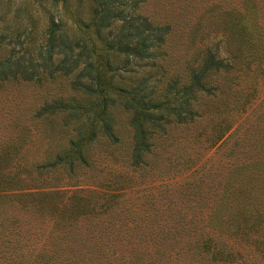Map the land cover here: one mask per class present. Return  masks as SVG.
Here are the masks:
<instances>
[{
  "label": "trees",
  "instance_id": "16d2710c",
  "mask_svg": "<svg viewBox=\"0 0 264 264\" xmlns=\"http://www.w3.org/2000/svg\"><path fill=\"white\" fill-rule=\"evenodd\" d=\"M147 3L0 0V88L39 94L0 118V264H264V0ZM117 116L140 179L83 188Z\"/></svg>",
  "mask_w": 264,
  "mask_h": 264
},
{
  "label": "rangeland",
  "instance_id": "374dc122",
  "mask_svg": "<svg viewBox=\"0 0 264 264\" xmlns=\"http://www.w3.org/2000/svg\"><path fill=\"white\" fill-rule=\"evenodd\" d=\"M18 0H15L17 2ZM156 5V0H148V3L145 5V8L148 11H151L153 7ZM33 17L35 18L34 26L30 29L31 43L32 45H36L41 41L42 29L44 26V18L38 15L37 12L34 13ZM184 40L182 41L180 38V30L179 26L173 31L168 38L166 39L165 44L162 47V50L165 51L164 65L169 68V70L176 69L180 61L183 58V49H184ZM54 91V89H52ZM39 97L37 94V89L32 88L29 85L20 84L14 87H2L0 88V118L4 119L8 117L10 114L17 115L18 109L32 102L33 100L37 101L36 98ZM15 112V113H14ZM206 125V120L201 119L198 121L193 128L196 132L200 131L199 129ZM116 130L118 135L121 137V145L120 148H112L109 146H101L94 145L91 149L93 154V162L96 167V171L93 172L92 175L88 176H79V180L81 181L83 188H92L98 189V185L105 184L111 180H115L116 178L122 180L123 183L127 181H139V177L130 171H128L125 167V151H127V147L125 145V141L127 140V127L123 117L117 116V124ZM34 133V131H32ZM170 137H174L179 134H188V131L183 130H173L170 132ZM188 137V135H187ZM186 137V138H187ZM30 145V154L32 152H37L40 148V145H37L36 138L32 135ZM169 141V140H168ZM175 145V143H174ZM212 150V149H211ZM209 150V151H211ZM202 150L197 153H201ZM124 157V158H123ZM206 157V155H202V158L199 162ZM212 160H215L214 158ZM190 163V160H188ZM178 165H182L179 163ZM116 177V178H115ZM140 186L133 185L130 189H136Z\"/></svg>",
  "mask_w": 264,
  "mask_h": 264
}]
</instances>
